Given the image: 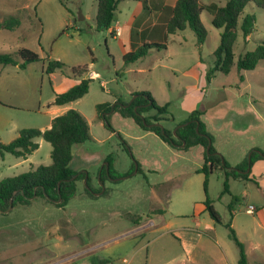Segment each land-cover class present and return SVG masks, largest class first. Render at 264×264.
I'll return each instance as SVG.
<instances>
[{"label": "rangeland", "instance_id": "1", "mask_svg": "<svg viewBox=\"0 0 264 264\" xmlns=\"http://www.w3.org/2000/svg\"><path fill=\"white\" fill-rule=\"evenodd\" d=\"M227 1L201 0L205 6H224ZM97 11L98 0H0V22L10 17L22 21L16 31H0V54L19 59V50L27 48L41 57L25 70L0 66V142H11L23 129L50 128L52 119L63 115L52 111L57 108H51L56 96L89 79V92L72 102L70 110L85 117L91 138L74 146L70 168L87 173L92 190L98 191L89 196L85 178L77 182L76 197L64 209L38 199L0 215V256L9 250V259L0 264H184L186 250L192 247L198 260L194 264H239V249L225 227L232 220L233 198L238 203L233 229L249 254V264H264V250L259 248L264 247V230L257 226L256 215L241 212L245 205L264 201L254 183L230 179L227 193L224 170H215L208 182L198 173L204 163L202 147L187 151L172 147L118 113L110 114L113 132L96 109L104 103L131 104L138 94L149 92L159 105H169L163 116L167 119L160 124L173 132L194 111H204L202 120L214 147L228 162L249 160L256 147L264 151V60L255 70L237 69L241 55L264 43V1L245 9V15H255L256 26L247 41L239 31L231 72L216 73L210 82L207 75L215 65L222 30L212 25L209 11L201 15L208 34L199 48L190 28L166 40L164 22L171 12L162 10L159 30L151 32L147 42L166 43L167 48L154 49L128 67L122 57L125 36L98 31ZM154 15L138 2L125 1L114 25L120 20L122 25L141 26L158 19ZM51 61L64 63L71 76L62 70L48 75ZM83 64L89 71L73 76L71 69ZM36 141L40 147L27 159L0 157V181L52 164L51 144L43 138ZM108 157L118 173L131 172L130 176L102 184L99 175L108 166ZM136 162L142 165L141 173ZM207 199L221 224L206 209ZM136 221L145 226L140 233L135 232ZM206 248L215 263L201 262Z\"/></svg>", "mask_w": 264, "mask_h": 264}, {"label": "trees", "instance_id": "2", "mask_svg": "<svg viewBox=\"0 0 264 264\" xmlns=\"http://www.w3.org/2000/svg\"><path fill=\"white\" fill-rule=\"evenodd\" d=\"M135 1L141 3L145 9L159 10L158 5L150 4L149 0H98L97 30L108 31L116 20L118 8L122 2ZM264 1V0H263ZM258 0H228L224 6L211 4L205 6L201 0H177L172 8V16L166 25V40L169 36L190 28L198 40V47L202 48L207 39V30L201 21L204 11H209L212 18V25L221 32L220 46L215 52V65L209 71L207 79L210 82L216 73L229 74L233 68L235 55L234 47L238 40L239 31L247 41L254 32L256 17L253 14H246L245 9ZM22 25V21L16 17H10L0 22V31H16ZM166 43H143L140 46L132 44V50L124 54L123 61L126 67L146 58L152 50L165 49ZM19 59L12 54H0V66H19L25 70L29 65L41 61V57L33 50L23 48L19 50ZM264 60V43L257 46L254 51L247 52L239 57L237 63L238 72L255 70L260 61ZM57 70L65 72V65L60 61L49 62L46 72L53 75ZM89 71V65L83 64L71 69L73 76H83ZM240 80L244 81V75H240ZM90 87V80L83 79L69 88L65 93L56 96L53 105L63 106L83 98ZM168 104L161 106L151 96L149 92L138 94L131 104L117 102L98 104L96 109L98 118L104 120L109 129L115 131L110 121V114L118 113L123 118L132 119L142 130L152 132L165 143L182 150H190L194 147L203 148L204 163L198 173H203L208 182L209 176L217 169L224 170L226 176L225 192L229 193V180H240L254 182L251 178L252 169L256 162L264 161V151L254 148L250 159L246 158L236 167L222 157L214 147V138L209 133L206 123L202 120L204 111L196 110L185 121L184 126H179L176 135L172 130L161 125L163 117L168 113ZM153 110L157 115H149ZM43 138L52 146V164L41 165L36 169L14 177L0 181V215L12 212L19 207H29L34 201L41 199L46 204H51L57 208H65L70 200L76 197L79 180L87 178L88 195L95 197L96 191L90 186V177L85 172L78 173L70 168L73 160V148L90 140V128L85 117L77 110H69L66 114L53 119L52 126L46 130L23 129L18 136L9 143L0 142V157L11 154L17 158L27 159L40 144L36 139ZM108 166H103L99 179L102 184L106 180H118L130 176L131 172L118 173L113 166L111 157L106 159ZM138 173L142 172L139 162H136ZM135 169V165L133 170ZM250 172L247 173V170ZM132 170V171H133ZM236 198L232 199L229 205L231 217H233ZM212 219L221 224L219 213L215 210L212 202L207 199L204 203ZM165 211H163V214ZM136 224L137 221H136ZM225 227L230 231L231 238L239 249V264H249L244 244L237 238L231 222Z\"/></svg>", "mask_w": 264, "mask_h": 264}, {"label": "crops", "instance_id": "3", "mask_svg": "<svg viewBox=\"0 0 264 264\" xmlns=\"http://www.w3.org/2000/svg\"><path fill=\"white\" fill-rule=\"evenodd\" d=\"M176 1L177 0H172V3L170 5H167L165 3V1H162V0H149L150 4L158 5V9L159 10H152V11H149V10L145 9L144 6L141 3L138 2L139 6L143 7L146 12H149L151 14L155 13L154 16L158 17V19H156V20H152V19L148 20L147 23L142 24L141 26H138V24L136 22L133 23L132 25H126V24L122 25L120 20H118L115 23V25L113 23L112 27L108 30V32L111 33V35L116 37V38H118V36H121V35L125 36L124 40H123V42H124V53H123L122 57L124 56V54H126V53H128L129 51L132 50V44L140 46L143 43H148L147 42V38L149 37L150 33L151 32L152 33H157L158 30H159V29L157 30V28H159V16H161V11L165 10L166 8H168L170 10V12H171L170 13V17H168L170 19L171 16H172V8L174 7ZM139 12H140V10H139ZM168 21L169 20H167V22ZM167 22H164V28L163 29L166 28ZM118 28L121 29V32H120V34L117 35L116 34V30ZM71 104H72V102L69 103V104L63 105V106H57V108H54L52 111L53 112H60L62 114H66L71 108H73ZM53 107H56V105L52 104L51 108H53ZM53 119H52V121H53ZM256 148H259V147H256ZM245 158H246V156H245ZM243 161H244V159L241 160V161H237L236 160L234 163L233 162L232 163L229 162V163H230V165L232 167H236L237 165H239ZM141 167H142V165H141ZM251 178L254 179V181L258 183V185H257L254 182H252V183H254L257 186V188L263 193V196H264V161L256 162V164L254 165V167L252 169ZM250 205L254 206L253 204H248V206L245 205L244 208H241V210L243 209L241 212H243V213H245L247 215H252V216L256 215L257 216V219H256L257 220L256 221L257 226L264 230V201L261 204H259L258 206H254L256 208V211H255L254 214L247 213V208ZM236 209L237 208L234 206L233 217H232V220H231L232 227L235 225L234 221L236 219V217H235ZM60 223H61L60 226L62 225V228H65V226L67 227V225H68V224H65L64 222H60ZM139 224L137 225V228L135 229L136 233L142 232L143 228L145 227V226H142V225H139ZM31 226L34 227V224L31 225ZM148 228H150V227H148ZM254 230H255V228H254ZM1 232L3 233V231H1ZM1 232H0V235H2ZM30 232H32V231H30ZM259 248L264 250V247L262 245H260ZM195 250H196L195 247H192L191 249L186 250L187 259L183 261L184 264H189V263L190 264H194L195 262H198V260H196L197 258L193 256V255H195L194 254ZM205 250L206 251L203 252V257H202L201 262L202 261L203 262H214L213 253L211 251H208L209 250L208 248H206ZM8 251L9 250L5 248L6 255L4 257H2V255L0 256V263L3 260H5V259H9ZM248 256H249V254H247V257Z\"/></svg>", "mask_w": 264, "mask_h": 264}, {"label": "built area", "instance_id": "4", "mask_svg": "<svg viewBox=\"0 0 264 264\" xmlns=\"http://www.w3.org/2000/svg\"><path fill=\"white\" fill-rule=\"evenodd\" d=\"M120 32H121V29L118 28V29L116 30V34L118 35V34H120ZM255 211H256V208H255L254 206H252V205H250V206L247 208V213H249V214H254Z\"/></svg>", "mask_w": 264, "mask_h": 264}, {"label": "water", "instance_id": "5", "mask_svg": "<svg viewBox=\"0 0 264 264\" xmlns=\"http://www.w3.org/2000/svg\"><path fill=\"white\" fill-rule=\"evenodd\" d=\"M181 126H184V125H181ZM176 130H177V129H176ZM176 130L174 131V134H175V135H176ZM137 170H138V167H137ZM249 171H250V169L247 170V173H249ZM11 209H12V206H11L10 210H11ZM10 210H9V211H10ZM9 211H7L6 213H8Z\"/></svg>", "mask_w": 264, "mask_h": 264}]
</instances>
